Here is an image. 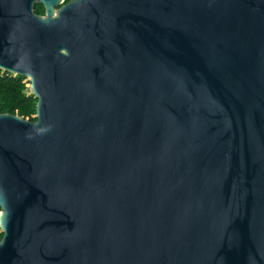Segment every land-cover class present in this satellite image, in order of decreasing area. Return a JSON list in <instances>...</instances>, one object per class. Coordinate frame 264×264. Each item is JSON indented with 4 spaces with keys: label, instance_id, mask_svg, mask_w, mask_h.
<instances>
[{
    "label": "water",
    "instance_id": "95a60500",
    "mask_svg": "<svg viewBox=\"0 0 264 264\" xmlns=\"http://www.w3.org/2000/svg\"><path fill=\"white\" fill-rule=\"evenodd\" d=\"M0 70V264H264V0H0Z\"/></svg>",
    "mask_w": 264,
    "mask_h": 264
},
{
    "label": "trees",
    "instance_id": "16d2710c",
    "mask_svg": "<svg viewBox=\"0 0 264 264\" xmlns=\"http://www.w3.org/2000/svg\"><path fill=\"white\" fill-rule=\"evenodd\" d=\"M68 1L70 0H64L65 3ZM34 11L43 15V5L34 4ZM25 79L24 76L0 70V113L18 114L32 121L35 120L37 99L29 93ZM2 235L0 231V239Z\"/></svg>",
    "mask_w": 264,
    "mask_h": 264
},
{
    "label": "rangeland",
    "instance_id": "374dc122",
    "mask_svg": "<svg viewBox=\"0 0 264 264\" xmlns=\"http://www.w3.org/2000/svg\"><path fill=\"white\" fill-rule=\"evenodd\" d=\"M24 81H25V82H28V80H27V79H25ZM26 86L28 87V90H29V93H30L31 91H30V88H29V83H27V85H26Z\"/></svg>",
    "mask_w": 264,
    "mask_h": 264
}]
</instances>
